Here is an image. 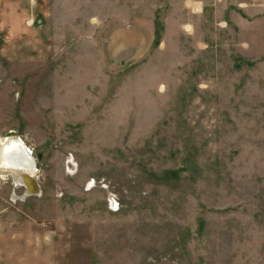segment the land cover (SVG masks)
I'll return each mask as SVG.
<instances>
[{"label": "rangeland", "instance_id": "374dc122", "mask_svg": "<svg viewBox=\"0 0 264 264\" xmlns=\"http://www.w3.org/2000/svg\"><path fill=\"white\" fill-rule=\"evenodd\" d=\"M196 1L48 0L0 49L42 190L0 174V264H264V34Z\"/></svg>", "mask_w": 264, "mask_h": 264}, {"label": "crops", "instance_id": "0c3cea01", "mask_svg": "<svg viewBox=\"0 0 264 264\" xmlns=\"http://www.w3.org/2000/svg\"><path fill=\"white\" fill-rule=\"evenodd\" d=\"M226 1H231L228 12L241 31L245 30L243 27L252 26L254 31L264 34V0ZM192 3L193 11L203 12L204 0ZM49 4L48 0H0V49L4 51L5 45L11 42H40L42 32H48L53 22V10Z\"/></svg>", "mask_w": 264, "mask_h": 264}, {"label": "bare ground", "instance_id": "6f19581e", "mask_svg": "<svg viewBox=\"0 0 264 264\" xmlns=\"http://www.w3.org/2000/svg\"><path fill=\"white\" fill-rule=\"evenodd\" d=\"M19 139L15 136H6L0 140V174L2 179H6L10 175L15 187L25 188L23 196V200H25L28 197L38 196L32 191L31 185L25 183L24 178L27 175L38 178V166H34L37 160L31 155L32 151ZM41 192L42 190L39 194ZM14 198L19 200L16 194Z\"/></svg>", "mask_w": 264, "mask_h": 264}, {"label": "water", "instance_id": "95a60500", "mask_svg": "<svg viewBox=\"0 0 264 264\" xmlns=\"http://www.w3.org/2000/svg\"><path fill=\"white\" fill-rule=\"evenodd\" d=\"M9 136H15V132L10 133ZM34 166H37V162L34 163ZM27 176H29V175H27ZM27 176L24 177L25 178V183H27L28 185H31L32 191H34L35 193L39 194V192L41 191V186H40V183H38L39 182L38 178L31 177V176L27 177Z\"/></svg>", "mask_w": 264, "mask_h": 264}, {"label": "built area", "instance_id": "2783aa9c", "mask_svg": "<svg viewBox=\"0 0 264 264\" xmlns=\"http://www.w3.org/2000/svg\"><path fill=\"white\" fill-rule=\"evenodd\" d=\"M32 156H34L33 152L31 153Z\"/></svg>", "mask_w": 264, "mask_h": 264}]
</instances>
